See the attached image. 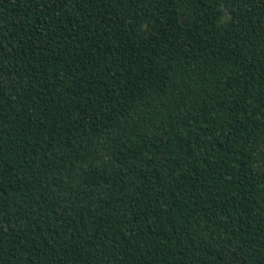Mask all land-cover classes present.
I'll use <instances>...</instances> for the list:
<instances>
[{
  "label": "trees",
  "instance_id": "trees-1",
  "mask_svg": "<svg viewBox=\"0 0 264 264\" xmlns=\"http://www.w3.org/2000/svg\"><path fill=\"white\" fill-rule=\"evenodd\" d=\"M0 264H264V0H0Z\"/></svg>",
  "mask_w": 264,
  "mask_h": 264
}]
</instances>
